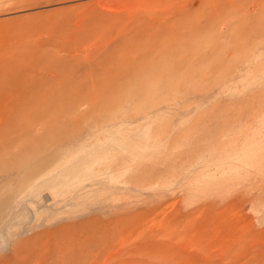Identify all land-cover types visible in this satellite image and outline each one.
Here are the masks:
<instances>
[{
    "label": "rangeland",
    "instance_id": "1",
    "mask_svg": "<svg viewBox=\"0 0 264 264\" xmlns=\"http://www.w3.org/2000/svg\"><path fill=\"white\" fill-rule=\"evenodd\" d=\"M0 264H264V0H0Z\"/></svg>",
    "mask_w": 264,
    "mask_h": 264
}]
</instances>
